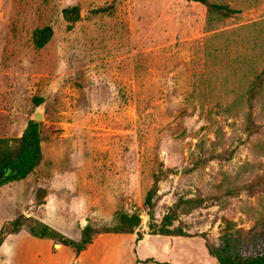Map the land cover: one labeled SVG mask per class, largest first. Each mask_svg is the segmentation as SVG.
I'll return each instance as SVG.
<instances>
[{"label": "rangeland", "instance_id": "1", "mask_svg": "<svg viewBox=\"0 0 264 264\" xmlns=\"http://www.w3.org/2000/svg\"><path fill=\"white\" fill-rule=\"evenodd\" d=\"M209 1L239 12L223 18L189 0H0V138L21 137L44 111L43 162L28 182L0 187V233L20 216L76 241L120 211L145 225L101 234L79 256L24 226L4 236L0 264H218L207 246L226 234L243 255L264 253V83L248 100L264 71V0ZM74 6L69 30L63 11ZM46 26L54 35L39 50L33 35ZM171 212L185 236L152 234Z\"/></svg>", "mask_w": 264, "mask_h": 264}, {"label": "trees", "instance_id": "2", "mask_svg": "<svg viewBox=\"0 0 264 264\" xmlns=\"http://www.w3.org/2000/svg\"><path fill=\"white\" fill-rule=\"evenodd\" d=\"M205 5L209 13H216L223 18H230L237 14V9L229 5L212 3L209 0H189ZM64 18L69 23L68 29L71 30L73 23L80 18V7L74 6L63 11ZM54 30L51 26L37 29L34 32V45L37 49H44L52 40ZM264 83V71L257 74L250 85L249 102H253ZM37 105L42 104V100H36ZM42 124L35 121H29L23 135L16 139L0 138V172L9 170V175L2 181L0 187L9 183L22 182L27 180L35 173L37 168L42 164L44 152L42 148ZM157 189L148 192L145 199V206L151 220L155 219L154 196ZM174 212V211H173ZM174 218L173 213L164 217L163 226L156 230L151 225L152 234L164 236H185L182 230L171 229ZM142 224L141 215L137 213L129 214L127 212H117L116 224L112 227L95 228L91 224L86 225L82 230L81 239L76 241L46 223L20 216L9 224L8 230L3 229L0 233V248L4 243L6 234H15L20 232L24 226H27L31 235L37 239L53 240L57 244L70 247L75 254L79 256L86 251L94 242L97 236L101 234H133ZM229 230V229H228ZM138 240H141L143 234L137 232ZM209 254L218 262V264H264V253L253 257H248L240 253L232 246L231 235L226 234L220 246H207ZM152 260V259H148ZM170 264V263H161Z\"/></svg>", "mask_w": 264, "mask_h": 264}, {"label": "water", "instance_id": "3", "mask_svg": "<svg viewBox=\"0 0 264 264\" xmlns=\"http://www.w3.org/2000/svg\"><path fill=\"white\" fill-rule=\"evenodd\" d=\"M44 119V111L42 107H38L37 111L35 112L33 116V121L35 122H41ZM9 175V170H3L0 172V184L4 179H6ZM145 228V225L142 224L139 228V230H143Z\"/></svg>", "mask_w": 264, "mask_h": 264}, {"label": "crops", "instance_id": "4", "mask_svg": "<svg viewBox=\"0 0 264 264\" xmlns=\"http://www.w3.org/2000/svg\"><path fill=\"white\" fill-rule=\"evenodd\" d=\"M36 172H37V170H36ZM33 176H35V173L34 174H32L27 180H25V181H22V182H28L29 180H31V178L33 177Z\"/></svg>", "mask_w": 264, "mask_h": 264}]
</instances>
